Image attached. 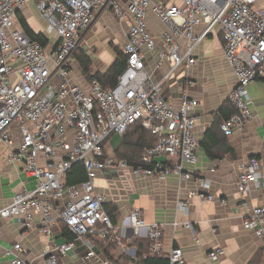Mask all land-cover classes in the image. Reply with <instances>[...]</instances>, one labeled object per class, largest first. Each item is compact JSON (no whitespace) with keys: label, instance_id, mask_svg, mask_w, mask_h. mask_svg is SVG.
<instances>
[{"label":"built area","instance_id":"built-area-1","mask_svg":"<svg viewBox=\"0 0 264 264\" xmlns=\"http://www.w3.org/2000/svg\"><path fill=\"white\" fill-rule=\"evenodd\" d=\"M256 0H0V147L8 149L6 163L23 168L32 179L21 183V191L0 207V219H15L24 230L39 223V232L50 233L54 220L62 222L73 236L72 242L47 244L41 262L22 259L23 248L16 243L5 251L11 264H58L60 257L76 249L87 248L85 261L95 256L92 237L109 239L123 247L133 237L144 236L150 243L148 256H164L162 239L165 225L146 224L141 211L134 209L128 225L115 228L106 212V198L97 194L94 181L100 173L130 168L135 177H153L165 181L175 176L193 180L202 190L210 182L193 176L187 168L197 163L198 140L194 135L197 119L195 100L183 93L178 109L162 96L163 85L178 68L194 64L193 50L213 34L221 32L222 54L236 86L228 95L234 113L222 122L225 137L243 130L253 116L248 86L264 84V15L255 10ZM33 4L45 22L46 46L29 39L18 28L17 14ZM127 24L121 53L125 65L112 87L92 79L88 90L71 82L74 53L80 48V35L96 15ZM163 28L159 45L149 32L148 18ZM202 28L200 33H195ZM187 43L180 51L179 41ZM48 48L46 56L44 49ZM155 53L157 69L169 67L161 81L150 75L147 65ZM141 123L154 138V145L141 156L145 167L131 168L126 161L106 156L104 146L112 135L121 137L129 126ZM81 164L86 178L68 185L66 175ZM261 162L249 158L239 165L236 188L245 197L260 188ZM191 191L179 200L177 212H188V199L213 202L206 193ZM221 205L226 201L219 200ZM176 226V224H174ZM189 230L197 243V234ZM243 227L256 237L264 236V206L254 207L243 216ZM216 233V230H212ZM1 234V230H0ZM124 248V247H123ZM131 254L130 249H125ZM222 248L207 253L216 262ZM169 264H182L183 252L172 249L165 255ZM102 264H109L104 260Z\"/></svg>","mask_w":264,"mask_h":264},{"label":"crops","instance_id":"crops-1","mask_svg":"<svg viewBox=\"0 0 264 264\" xmlns=\"http://www.w3.org/2000/svg\"><path fill=\"white\" fill-rule=\"evenodd\" d=\"M254 7L264 15V0H256ZM27 11V7L24 8L21 15L29 25ZM108 19L110 17L106 13L96 15L92 24L79 38V49L91 60L93 72L104 73L116 57L114 50L118 49V43L121 42V52L125 42L127 24L116 27L112 23L111 27L116 31L113 30V35L109 37L103 28ZM148 23L149 32L157 42L159 50L163 28L153 17L148 18ZM29 27L31 28L30 25ZM31 30L36 34L40 33L32 28ZM201 30L202 28H198L195 33H200ZM179 46L180 51L184 52L187 43L181 40ZM222 49L223 38L221 32L216 30L194 48V64L189 69L178 68L162 88L165 101L175 109H178L183 93L198 103L193 112L197 119L194 135L199 142L198 160L187 170L193 176L208 180L209 189L204 191L193 180L182 182L175 176L165 181H158L153 177L137 178L130 168L100 173L94 186L96 193L106 198L105 208L115 213V228L128 225L127 218L134 209L141 211L146 224L165 225L162 239L165 258L172 249L179 248L183 252L182 264H248L254 257V264H264V236L258 238L243 227V216L254 207L264 206V84L254 81L248 86L253 118L242 131L225 137L220 126L227 119H222L221 110L227 106L228 95L235 88L236 80L224 61ZM97 55H104L106 60L102 61ZM154 57L155 53L149 58L147 69L154 80L161 81L169 66L164 64L157 69ZM72 68L71 82L87 91L90 81L82 75L81 67L74 57ZM208 131L217 133L218 142L215 140L212 152L219 159H209L200 147ZM113 136L116 135L110 136V140ZM119 141L120 137L117 138L118 144ZM114 148L107 141L105 155L114 156ZM7 152V148L0 147V207L7 205L21 191L22 182L28 181L29 188L33 184L32 179L23 174V168H11L7 165ZM252 157L261 162L260 188L243 197L236 188L238 167ZM191 191H204L213 196L214 201L191 198L188 199V212L178 213V201L187 199ZM221 199L226 201L225 205L220 204ZM184 223L193 226L197 243L193 241L191 232L182 227ZM61 229V223L54 220L50 233L44 235L39 232L38 222H34L33 228L24 230L15 219H0V264H11L12 258H6L5 251L16 243L23 248L22 259L41 262L47 244L59 245L67 241L62 236ZM212 230H216V233ZM127 233L131 240L125 241L123 247L130 249L131 254H126L122 246H117L110 253V259H106L102 253L103 244L98 241L92 244L95 256L89 261L83 259L87 247L77 244L76 249L59 258L58 264H102L104 260L109 264H134L133 260L142 250H138L132 240L147 239L144 232L140 237H133L131 230ZM216 248H222L224 254L218 261L211 262L207 259V253ZM126 259L132 262L126 263Z\"/></svg>","mask_w":264,"mask_h":264},{"label":"trees","instance_id":"trees-1","mask_svg":"<svg viewBox=\"0 0 264 264\" xmlns=\"http://www.w3.org/2000/svg\"><path fill=\"white\" fill-rule=\"evenodd\" d=\"M17 21L20 28L26 34V36L32 41H36L40 43L43 47L46 46V39L43 37L41 33H34L26 20L23 18L21 13L17 14ZM116 57L112 64L108 67V69L104 73L93 72L91 68V60L88 56L80 49H78L74 53V58L77 60L79 66L82 70V75L88 80L95 79L104 87H112L117 79V76L122 71L125 65V58L123 54L115 49L114 50ZM226 107L221 110L222 119H228L233 113L234 108L231 107L230 103H226ZM214 127V126H213ZM209 133V134H208ZM206 133L203 141L200 143V147L205 152V155L211 159L216 160L219 159L215 153L212 152L213 144L215 140L218 142V136L216 132L208 131ZM107 143V141H106ZM155 143V138L146 130H144L141 126V123H135L126 130V132L120 137L119 144L114 148V157L118 160L126 161L127 164L131 168L137 167H145L141 163V156L146 149L151 148ZM105 147V146H104ZM86 178V174L84 168L81 164H75L72 166L71 170L67 173L65 179L68 185L79 184L83 182ZM104 211L108 215L110 222L115 227L116 226V216L115 213L108 208H105ZM61 223L62 236L67 240L66 242H72L73 236L68 232L67 228ZM92 241L94 243L100 242L103 244L102 250L103 255L106 259H110V253L116 250L117 244L112 243L109 239L100 240L97 237H92ZM123 243H126L125 240ZM132 244L139 249H141V253H138L134 262V264H169L165 257H149V247L150 243L148 240L134 238L132 240ZM256 257L252 258V260L248 264H254ZM126 263H131V260H125Z\"/></svg>","mask_w":264,"mask_h":264},{"label":"rangeland","instance_id":"rangeland-1","mask_svg":"<svg viewBox=\"0 0 264 264\" xmlns=\"http://www.w3.org/2000/svg\"><path fill=\"white\" fill-rule=\"evenodd\" d=\"M27 7V19H28V23L29 25L31 26V28L36 31V32H42V31H45L46 29V24L45 22L40 18L38 12L36 11L35 7L33 6V4H29L27 6H25V8ZM22 12V11H21ZM112 23H114V25L117 27L119 26L120 27V23L117 21V20H112L111 18L106 20V23L103 24L104 25V32L105 34H107L108 36L109 35H113V30L116 31L115 28L111 27ZM118 30V29H117ZM115 33V32H114ZM110 37V36H109ZM118 49L120 51V48H121V42L118 43L117 45ZM44 52L46 54V56L48 55V48H45L44 49ZM104 56V55H103ZM103 56L101 55H97L96 57L101 59L102 61H105L106 58H104ZM119 136H113V139L110 140L111 138H109L108 141V144L110 147H116L118 145V142H117V138Z\"/></svg>","mask_w":264,"mask_h":264},{"label":"bare ground","instance_id":"bare-ground-1","mask_svg":"<svg viewBox=\"0 0 264 264\" xmlns=\"http://www.w3.org/2000/svg\"><path fill=\"white\" fill-rule=\"evenodd\" d=\"M19 13H21V12H19ZM17 22H18V21H17ZM18 25H19V24H18ZM18 28L21 29L20 26H18Z\"/></svg>","mask_w":264,"mask_h":264}]
</instances>
